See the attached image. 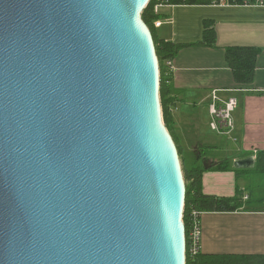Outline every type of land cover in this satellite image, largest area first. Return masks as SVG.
<instances>
[{
	"label": "water",
	"instance_id": "1",
	"mask_svg": "<svg viewBox=\"0 0 264 264\" xmlns=\"http://www.w3.org/2000/svg\"><path fill=\"white\" fill-rule=\"evenodd\" d=\"M149 1L0 0V264H185Z\"/></svg>",
	"mask_w": 264,
	"mask_h": 264
},
{
	"label": "crops",
	"instance_id": "2",
	"mask_svg": "<svg viewBox=\"0 0 264 264\" xmlns=\"http://www.w3.org/2000/svg\"><path fill=\"white\" fill-rule=\"evenodd\" d=\"M157 13L161 15L158 19L161 25L155 27L157 36L173 43L189 45L201 40L205 20L212 21L216 34L214 46H184L171 61L173 87L180 92L172 112L176 139L180 140L181 133H186L182 129L198 128L204 122L200 119L205 118V126L214 140L206 147L226 151L219 160L227 159L233 166L235 160L255 158L258 151L264 150V5L164 4ZM229 46H251L260 50L250 83L242 85L234 81L225 59L224 49ZM214 89L222 98L234 96L237 99L233 112L235 130L231 136L216 134L209 127L208 105ZM233 168L236 170H205L203 192L215 196H233L237 188L247 192L253 167ZM255 175L262 178L260 174ZM261 180L255 189L263 184V178ZM199 251L264 255V201L252 210L201 213Z\"/></svg>",
	"mask_w": 264,
	"mask_h": 264
},
{
	"label": "trees",
	"instance_id": "3",
	"mask_svg": "<svg viewBox=\"0 0 264 264\" xmlns=\"http://www.w3.org/2000/svg\"><path fill=\"white\" fill-rule=\"evenodd\" d=\"M172 5H214L220 2L229 4H253L256 0H150L142 12V19L151 31L156 55L159 64V96L162 110V118L168 131L170 132L177 147L179 158L181 156V147L177 142L176 135L172 129L173 125V108L176 105L177 97L180 92L173 87V70L171 61L178 50L184 46L202 45L214 46L216 34L212 27V21H204L202 39L189 45L176 44L171 40L159 38L153 22L161 18V15L154 13L153 6L158 2ZM225 59L228 63L233 79L238 84H248L252 80L256 56L259 49L251 46H229L224 49ZM209 148V147H207ZM199 156L193 157L196 161L206 159L199 147ZM201 158V159H200ZM181 159V158H180ZM215 161V160H213ZM232 162L227 159L217 161V164L208 170L231 171L233 170ZM236 169H234L235 171ZM205 171L202 163L182 164V172L185 181V199L183 210V223L186 236V258L185 264H264V255H233V254H206L199 250L191 253L188 246V231L193 217L191 213L195 212L196 220H200L201 213L204 212H231L239 209L252 210L259 207L264 201V150L258 151L254 158V167L252 172L260 174L263 178V184L256 188L257 195L251 190L244 192L236 189L233 196H215L203 192L202 173ZM246 193V194H245ZM247 197L243 199V196Z\"/></svg>",
	"mask_w": 264,
	"mask_h": 264
},
{
	"label": "built area",
	"instance_id": "4",
	"mask_svg": "<svg viewBox=\"0 0 264 264\" xmlns=\"http://www.w3.org/2000/svg\"><path fill=\"white\" fill-rule=\"evenodd\" d=\"M224 3H228V1ZM253 4L263 6L264 2L254 1ZM162 5H164V3L160 1L154 4L153 10L155 14L158 12L159 7H161ZM153 24L154 27H158L161 25V21L157 19L153 22ZM237 104L238 102L236 97L227 96L225 98H222L219 95L217 89L212 90L210 94V103L208 105L210 129L216 134L231 136L235 130L233 112L235 111ZM246 197V195L243 196L244 199ZM191 216L193 217V219L188 231V246L191 253H196L199 250L200 220H196L195 212L191 213Z\"/></svg>",
	"mask_w": 264,
	"mask_h": 264
},
{
	"label": "rangeland",
	"instance_id": "5",
	"mask_svg": "<svg viewBox=\"0 0 264 264\" xmlns=\"http://www.w3.org/2000/svg\"><path fill=\"white\" fill-rule=\"evenodd\" d=\"M200 120H203L205 122V118H201ZM199 121V119H198ZM200 123L198 128H187V129H182L186 133H181V136H179L180 140L177 137V142L179 143V146L181 147V156H180V162L181 166L184 163L185 164H191L194 161L197 163H202L203 161L199 160L196 161L193 157H199V147L202 150L203 156L205 158H208L209 160L212 161V159H221L224 158L226 151L219 149V148H207V145H211L213 143V139L211 138V135L208 131V128L205 126V123ZM173 129V125H172ZM181 130V129H179ZM179 130L177 132H179ZM174 131V130H173ZM175 134V133H174ZM235 139V138H234ZM199 141V142H198ZM198 142V143H197ZM219 146L218 144H216ZM201 159V158H200ZM207 170V169H205ZM249 176H252V180L250 183L247 182V184L251 187H247V191L252 190L254 192V195H257V190L255 189V185L259 184L262 180L261 177H258L255 175L254 172H251ZM247 193V192H246Z\"/></svg>",
	"mask_w": 264,
	"mask_h": 264
},
{
	"label": "bare ground",
	"instance_id": "6",
	"mask_svg": "<svg viewBox=\"0 0 264 264\" xmlns=\"http://www.w3.org/2000/svg\"><path fill=\"white\" fill-rule=\"evenodd\" d=\"M257 2H259V1H262V2H264V0H256Z\"/></svg>",
	"mask_w": 264,
	"mask_h": 264
},
{
	"label": "flooded vegetation",
	"instance_id": "7",
	"mask_svg": "<svg viewBox=\"0 0 264 264\" xmlns=\"http://www.w3.org/2000/svg\"><path fill=\"white\" fill-rule=\"evenodd\" d=\"M208 161H209V159H208ZM211 162V161H210Z\"/></svg>",
	"mask_w": 264,
	"mask_h": 264
}]
</instances>
